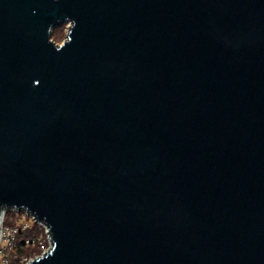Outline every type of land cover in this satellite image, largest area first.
<instances>
[{"label":"water","instance_id":"obj_1","mask_svg":"<svg viewBox=\"0 0 264 264\" xmlns=\"http://www.w3.org/2000/svg\"><path fill=\"white\" fill-rule=\"evenodd\" d=\"M12 210L27 264H264V0H0Z\"/></svg>","mask_w":264,"mask_h":264},{"label":"built area","instance_id":"obj_2","mask_svg":"<svg viewBox=\"0 0 264 264\" xmlns=\"http://www.w3.org/2000/svg\"><path fill=\"white\" fill-rule=\"evenodd\" d=\"M12 211H16V210H12ZM17 212H19L20 215L16 218V221L13 225L2 223L1 235H0V264H27L30 258H26V257H19L18 261L14 262L12 258V251L14 247L16 246L17 234L21 230L30 228L33 223H37L41 227H43L44 233L48 240L47 228L42 223L35 220V218H33L32 215L28 214L24 210L17 211ZM3 222H4V219H3ZM24 242L26 244H33V241L31 240H25Z\"/></svg>","mask_w":264,"mask_h":264},{"label":"trees","instance_id":"obj_3","mask_svg":"<svg viewBox=\"0 0 264 264\" xmlns=\"http://www.w3.org/2000/svg\"><path fill=\"white\" fill-rule=\"evenodd\" d=\"M19 215L20 213L17 211H8L5 214L3 223L13 225ZM43 235L44 229L37 223H33L28 229L21 230L16 236V246L12 251L13 261L17 262L19 257L31 258L40 254L43 251V248L47 246L46 241L40 243V239ZM25 240H31L33 241V244H26L24 242ZM14 254L16 257L14 256Z\"/></svg>","mask_w":264,"mask_h":264},{"label":"rangeland","instance_id":"obj_4","mask_svg":"<svg viewBox=\"0 0 264 264\" xmlns=\"http://www.w3.org/2000/svg\"><path fill=\"white\" fill-rule=\"evenodd\" d=\"M67 32H68V24L67 23H63L61 24L60 26L56 27V28H53V31H52V36H51V39L57 43V44H60L64 41V39L66 38V35H67ZM23 211V210H22ZM46 241L47 242V246L43 248L46 249L49 245V242L47 240V237L44 233V235L41 237L40 239V242H44ZM42 253V252H41ZM40 253V254H41ZM39 255V254H38Z\"/></svg>","mask_w":264,"mask_h":264}]
</instances>
